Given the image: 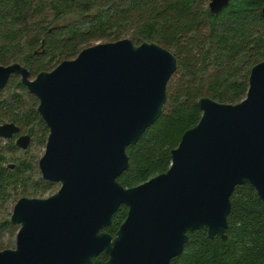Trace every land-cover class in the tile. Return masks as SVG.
Returning <instances> with one entry per match:
<instances>
[{
	"label": "water",
	"instance_id": "1",
	"mask_svg": "<svg viewBox=\"0 0 264 264\" xmlns=\"http://www.w3.org/2000/svg\"><path fill=\"white\" fill-rule=\"evenodd\" d=\"M230 1L210 0V13ZM177 68L172 50L129 37L87 46L34 77L20 62L0 64V90L18 74L38 99L49 129L39 169L60 183L50 196L15 203L16 244L0 250V264H173L189 232L227 239L236 186L249 183L264 200V60L251 68L240 102L197 100L201 118L171 150L167 171L132 187L119 182L127 148L161 116ZM19 129L0 124V135ZM30 140L22 135L18 144ZM121 205L127 215L113 236L104 229Z\"/></svg>",
	"mask_w": 264,
	"mask_h": 264
},
{
	"label": "trees",
	"instance_id": "2",
	"mask_svg": "<svg viewBox=\"0 0 264 264\" xmlns=\"http://www.w3.org/2000/svg\"><path fill=\"white\" fill-rule=\"evenodd\" d=\"M209 2L0 0V64L20 62L36 76L75 58L87 46L126 37L136 44L157 41L172 50L178 68L168 83L164 111L127 148L130 164L118 177L123 186H136L169 169L171 150L201 118L200 97L240 102L247 94L251 68L264 60V0H231L216 16L210 13ZM26 90L20 76L14 74L0 90V120H16L32 141L45 142L49 129L37 111L38 99L29 93V99H24ZM9 147L18 149L12 141ZM31 158H20L11 169L0 148L3 206L12 198L43 196L53 185L40 177L37 184L34 181L26 188L31 177L25 175L35 166ZM10 186L15 190L13 196ZM231 200L227 239L210 238L206 228L189 232L185 248L173 264H264V200L249 183L236 186ZM127 211L121 205L104 230L115 235ZM10 215L7 211L0 230L18 228ZM99 257L105 260L107 254Z\"/></svg>",
	"mask_w": 264,
	"mask_h": 264
},
{
	"label": "rangeland",
	"instance_id": "3",
	"mask_svg": "<svg viewBox=\"0 0 264 264\" xmlns=\"http://www.w3.org/2000/svg\"><path fill=\"white\" fill-rule=\"evenodd\" d=\"M26 91L22 92V93H23L24 99L28 100L29 99L28 93L29 94H31V93L28 90H26ZM5 95L7 96L8 93L6 92V94H4V96ZM45 145H46V141L44 142V141H41V139L40 140L35 139V141H32V143H31V146L29 149L30 154H26L22 149L17 151V152H14V153L11 152L8 154L9 160L13 163L16 162L15 158L20 159V158H27V157L31 158L32 157L31 159L34 160V162H35L34 169L28 171L25 175L26 178H27V176L31 177V180H27L28 182H27L26 188H28L29 186H33L32 184L34 183V181L36 183L40 179V177L42 178L38 162H39L40 157L43 155V153L45 151ZM11 158H13V160H11ZM59 188H60V183H54L53 182V185L47 189L46 193L43 196H39V197L50 196L53 193L57 192ZM9 189H10L11 193H15V190H13L14 189L13 186H10ZM20 189L22 190L23 188L20 186ZM11 205H12V202L9 201L7 203V205L1 206V208H0V223L6 217L7 211L10 212ZM7 206H8V208L6 209ZM18 229H19V226L17 229L8 228V229L0 230V250L5 249V248H14L15 247L16 235H17Z\"/></svg>",
	"mask_w": 264,
	"mask_h": 264
},
{
	"label": "flooded vegetation",
	"instance_id": "4",
	"mask_svg": "<svg viewBox=\"0 0 264 264\" xmlns=\"http://www.w3.org/2000/svg\"><path fill=\"white\" fill-rule=\"evenodd\" d=\"M4 123H14V124H16L17 126H19V128H20L18 132H15V133L13 134L12 137H3V136L0 135V148H1V150H3V153H4L5 156H6V162H5V165L8 166V167L11 168V169H14L15 166H16V165L18 164V162H19V158H15V159H16V162L13 163V162H11V161L9 160V158H8V154L11 153V152H13V153H14V152H17V151H19V150H21V149H22L24 152L27 151V150L30 148V146H31L32 138H31V140H30V145H29L27 148H22V147H20V145L18 144V139H19L20 136H22V135H29V133H28L27 131L23 130V129L21 128V126L18 124V122H17L16 120H13V119L0 120V124H4ZM11 141L14 142L15 146L18 148L17 150L13 149L14 151H11V149H10V147H9ZM11 160H13V158H11ZM11 194H14V193H11ZM11 196H13V195H11ZM23 197H24V196H23ZM27 197H28V196H27ZM20 198H21V197H20ZM20 198H18V199L15 200V201H12L13 198H12L11 200L9 199V201L12 202V205H11V208H10V213L12 212L13 206L15 205V203H16ZM9 201H8V202H9ZM6 205H7V204H6ZM1 206H3V205H2V203L0 202V208H1ZM10 217H11V215H10ZM113 236H115V235H113Z\"/></svg>",
	"mask_w": 264,
	"mask_h": 264
}]
</instances>
